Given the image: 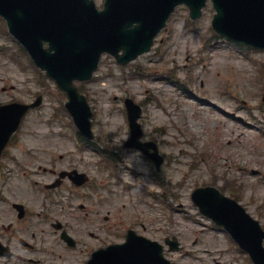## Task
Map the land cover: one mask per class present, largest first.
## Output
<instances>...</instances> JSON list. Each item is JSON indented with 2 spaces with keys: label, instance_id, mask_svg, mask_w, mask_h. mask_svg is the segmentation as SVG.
<instances>
[{
  "label": "rangeland",
  "instance_id": "rangeland-1",
  "mask_svg": "<svg viewBox=\"0 0 264 264\" xmlns=\"http://www.w3.org/2000/svg\"><path fill=\"white\" fill-rule=\"evenodd\" d=\"M95 2L101 7L103 0ZM213 13L208 0L191 20L180 5L150 51L127 65L101 57L92 79L77 82L91 106L95 135L83 148L64 92L32 64L0 20V104L42 95L0 160V240L9 237L4 229L15 218L11 202L19 200L27 215L13 230L33 248L13 241L14 256L0 257V264H82L85 246L120 241L126 227L160 242L176 235L181 248L165 249L171 264H249L191 200L194 188L217 186L264 229V51L213 36ZM127 96L142 106V139L154 141L164 157L158 170L139 150L122 146L129 136ZM68 168L85 172L88 183L76 192L67 180L45 197L44 183ZM80 202H86L84 210ZM55 219L77 240L76 248H67L53 231Z\"/></svg>",
  "mask_w": 264,
  "mask_h": 264
},
{
  "label": "water",
  "instance_id": "water-1",
  "mask_svg": "<svg viewBox=\"0 0 264 264\" xmlns=\"http://www.w3.org/2000/svg\"><path fill=\"white\" fill-rule=\"evenodd\" d=\"M212 1L215 30L238 42L264 48V0ZM180 2L189 6L194 18L200 15L205 0H105L101 10L93 0H0V14L34 62L67 91L68 109L81 131L92 138L91 113L72 81L89 79L102 52L127 63L148 50L168 14ZM43 41L48 43L47 48ZM10 107H0V153L27 108L19 106L18 113L11 117L6 113ZM126 107L131 138L125 144L139 145L142 132L136 120L141 109L131 99H126ZM154 153L158 164L162 159L156 149ZM192 199L201 212L231 233L256 264H264V232L240 205L213 187L195 189ZM105 260L107 264H167L156 242L135 252L123 247L107 249Z\"/></svg>",
  "mask_w": 264,
  "mask_h": 264
},
{
  "label": "bare ground",
  "instance_id": "bare-ground-1",
  "mask_svg": "<svg viewBox=\"0 0 264 264\" xmlns=\"http://www.w3.org/2000/svg\"><path fill=\"white\" fill-rule=\"evenodd\" d=\"M194 127H196V128H197V127L200 128V126H194Z\"/></svg>",
  "mask_w": 264,
  "mask_h": 264
}]
</instances>
